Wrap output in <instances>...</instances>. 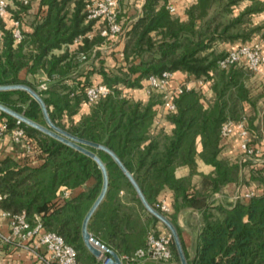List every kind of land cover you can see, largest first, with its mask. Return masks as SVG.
<instances>
[{"label":"trees","instance_id":"obj_1","mask_svg":"<svg viewBox=\"0 0 264 264\" xmlns=\"http://www.w3.org/2000/svg\"><path fill=\"white\" fill-rule=\"evenodd\" d=\"M11 1L14 7L9 3L8 16L0 18V85H30L40 93L56 124L109 146L158 210L160 194L165 189L172 190L175 213L165 215L179 232L188 264H264V191L231 204L203 203L205 195L191 184L190 176L175 174L181 165L190 168V175L196 173L198 156L212 164L215 169L208 176L207 196L238 178L241 164L219 156L221 130L228 120L240 121L245 115V103H253L247 85L253 70L242 63L220 67L219 61L229 51L218 45L223 41H246L254 31L264 28L263 24L249 26L252 14L264 10V0H251L237 15H233V8L243 0H196L186 9L184 20L170 12V0H145L142 15L123 24L119 36L125 39L121 65L111 71L102 65L99 68L101 82L112 91L93 103L86 96V88L93 84V70L84 80L72 75L90 57L94 44L109 39L101 34L105 25L102 21L87 18L89 0H40L38 13L30 22L32 31L23 29L31 0ZM122 16L121 10L119 19ZM15 19L23 30L19 41L12 32ZM6 20H10V26ZM89 32L93 34L88 36ZM80 34L85 35L82 43L73 46ZM64 46V51L54 52ZM23 70L26 74L45 72L50 79L46 88L40 89L36 82L28 80L21 74ZM164 71H185L208 83V89L184 87L174 95L176 109L165 113L173 124L170 133L153 130L158 115L155 106L163 102L161 92L150 89L148 102L123 93L124 88L142 87L144 79ZM69 77H73L72 84L67 82ZM0 102L46 123L39 102L26 90H0ZM82 104H87L89 110L75 120ZM17 121L0 110V124L7 122L12 127ZM20 125L34 142L37 159L23 161L11 155L0 158V193L5 194L0 207L12 212L24 210L31 219L35 214L42 215L47 229L63 235L77 249L79 264H101V259L86 247L81 233L83 219L102 188L103 176L97 162L33 126L21 121ZM88 147L101 157L109 175L107 194L92 215L88 229L120 255L131 254L145 245L148 231H160L159 219L145 209L113 157L103 149ZM246 162L249 161L244 159L242 164ZM251 179L264 183L263 165L253 169ZM64 185L72 190L70 196L59 194ZM191 205L201 211L193 255L176 222V213ZM172 246L180 264L173 241Z\"/></svg>","mask_w":264,"mask_h":264},{"label":"crops","instance_id":"obj_2","mask_svg":"<svg viewBox=\"0 0 264 264\" xmlns=\"http://www.w3.org/2000/svg\"><path fill=\"white\" fill-rule=\"evenodd\" d=\"M196 0H170V3L176 6L175 16L181 19H186V9ZM120 2V0H119ZM131 6L125 7L122 12V23H131L136 20L143 13V4L145 0H129ZM10 6L14 7L13 2L9 0ZM251 3V0H243L233 8V15H237L247 5ZM40 0H31V6L27 14V23L23 24L25 31H32L33 28L30 22L35 18L39 10ZM121 4V2H120ZM7 19V18H6ZM8 21V26L11 22ZM264 25V10L253 13L249 26ZM264 28L261 30L254 31L251 38L242 41L236 40L234 42H219V48L225 51L237 48L240 45H254L259 44L264 52ZM2 34L0 26V35ZM92 35L93 33L90 32ZM125 45V39L118 37L117 39L109 38L102 43L94 44L90 57L81 62L78 69L75 70L72 75L77 79L84 80L86 74L93 70L90 74L93 83H98L103 80V76L99 71L100 66L106 71H111L117 66L121 65L123 60V49ZM72 48V46H70ZM65 46L61 49H55L54 52L59 53L64 51ZM245 64V61L242 63ZM23 76L32 82H36L38 87L41 89L43 83L48 85L50 79L45 72L36 74H26L23 70L21 73ZM67 82L72 84L74 82L73 77L67 78ZM188 85L191 88L200 89L202 87L208 89V83L200 78H194L191 74L185 71L173 72V78L170 81L171 88H177L180 85ZM247 85L250 89V96L253 103H245V115L243 116L244 125L249 129L247 138L252 140L251 146L256 147L259 151L249 158H246L249 162L242 164L245 156V152L242 148V142L244 137L241 134L242 127L240 121L235 122L233 125V132L222 140V148L220 157L229 159L232 162L238 161L241 164V169L238 178L234 181L228 182L223 186L221 191L214 192L211 196H207L210 191V184L208 176L214 173V166L206 163L200 156L197 157V172L190 175V168L186 165H181L176 168L175 174L177 177H189L191 184L195 189L199 190L205 195L203 203L211 201H219L223 203H235L238 200H232L236 194L240 192H246L253 190L255 193L260 194L264 191L263 182L259 180L251 179L253 169L263 165L264 160V64H262L257 70L253 71L250 78L247 81ZM121 86V85H120ZM125 96L148 102L150 99V89L147 85V80H143L142 87H126L123 89ZM210 92H208L209 94ZM155 108L158 111V115L153 121V130L155 132L165 131L170 133L173 128V124L165 117V111L161 104H157ZM89 106L82 104L79 113L74 115V119L78 120L82 113L88 112ZM250 116V121L248 120ZM249 126L253 128L250 130ZM34 143V142H32ZM35 146V145H33ZM7 155L14 156L16 159L25 160L29 159L32 162H36L37 155L35 153V147L32 152L28 153L25 150L23 144L12 143L9 139L0 140V158ZM86 186L82 187L85 189ZM166 196L171 205V211L169 214L175 213L173 208L174 193L170 189H165L159 196ZM243 199V198H241ZM1 210V207H0ZM176 222L181 229L182 236L185 245L190 254L195 253L194 243L198 232V228L201 224V211L195 206H185L176 213ZM160 220L157 223V227L160 230L168 231L166 226H162ZM164 224V223H163ZM0 233L7 236L10 234L9 221L7 218L0 214ZM44 251V248H42ZM0 264H39L35 253L22 246H13L10 244H0Z\"/></svg>","mask_w":264,"mask_h":264},{"label":"built area","instance_id":"obj_3","mask_svg":"<svg viewBox=\"0 0 264 264\" xmlns=\"http://www.w3.org/2000/svg\"><path fill=\"white\" fill-rule=\"evenodd\" d=\"M8 0H0V18L8 16ZM171 13H176V6L172 3L168 4ZM87 18L103 22L105 25L101 29V34L107 38L119 37L123 30V23L119 19L120 2L119 0H89L86 5ZM13 36L15 41H19L23 37V30L19 20L13 21ZM91 36L90 32L87 33ZM85 35H78L73 41V46L82 43ZM248 68L255 71L264 64V52L259 44L240 45L237 48L229 50L227 55L219 61L222 68H227L231 64L243 63ZM173 78V72L164 71L162 74L150 75L147 80L149 89H153L162 93L163 102L161 106L166 112L176 109L174 95L181 92L183 88L190 89L188 85H180L177 88L170 87V81ZM46 88V84L41 85V89ZM112 91V88L102 82L93 83L86 88L87 100L90 103L96 102L101 96H105ZM245 118V117H244ZM243 118V119H244ZM240 121L242 127L241 134L244 137L242 148L245 152L244 159L255 155L259 149L249 145L247 138L249 129L244 125V120ZM234 121L228 120L223 124L221 135L226 138L233 132ZM9 139L12 143L23 144L25 150L30 153L34 146L32 141L27 138L24 128L20 125V120L16 125L9 127L7 122L0 124V140ZM264 166V160H263ZM264 187V183H263ZM59 194L67 197L72 194V190L67 186H62ZM253 190L240 192L233 197L232 200L241 198H250L254 196ZM5 194L0 193V202ZM157 206L162 213H169L171 205L166 196L159 198ZM0 214L9 221L10 234L5 236L0 233V244H10L15 247L22 246L33 251L37 257L39 264H79L77 249L69 244L63 235L54 230L47 229L42 215L35 214L31 219L26 211L12 212L1 208ZM172 235L169 231L160 230L154 232L148 231L146 243L144 246L137 248L131 254L120 255L123 264H178L175 252L172 246ZM44 248V251L42 250ZM101 264H107L106 250L100 246Z\"/></svg>","mask_w":264,"mask_h":264},{"label":"water","instance_id":"obj_4","mask_svg":"<svg viewBox=\"0 0 264 264\" xmlns=\"http://www.w3.org/2000/svg\"><path fill=\"white\" fill-rule=\"evenodd\" d=\"M6 89H23L26 90L35 100H37L42 108L44 117H45V124L39 123L30 117L26 116L24 113H21L3 103L0 102V110L4 111L16 119L20 120L21 122H24L30 126H33L37 128L38 130L44 132L45 134L52 136L56 138L57 140L71 146L72 148L79 150L86 155L93 158L99 168L102 171L103 176V183L100 193L98 194L97 198L87 211L83 222H82V228L81 233L83 237V241L86 245V247L89 249V251L96 257H99L101 255V249L100 246L104 247L105 250L109 253L108 257L106 259L107 264H123L120 254L113 248H110L106 245H104L102 242H100L96 237L92 235V233L88 229L89 221L96 211V209L99 207L103 199L105 198L108 186H109V175L107 167L104 163V161L101 159V157L93 150H91L88 146L97 147L100 149L105 150L108 152L113 159L117 162V164L120 166V168L124 171L126 176L129 178V180L132 182L134 188L136 189L139 198L141 199L142 204L144 205L145 209L153 216L158 218L164 225L167 227L168 231L171 233L173 242L175 244L176 252L178 255L179 263L180 264H188L187 257L185 255L183 245L181 242V238L179 235V232L175 226V224L172 222V220L162 213L160 210H158L156 207H154L150 202L147 200L144 192L142 191L139 183L133 176V174L127 169L125 164L122 162V160L119 158V156L107 145L103 143H98L91 141L89 139L83 138L81 136H78L71 131L59 126L56 124L48 111L47 105L40 95V93L32 88L30 85L25 83H15V84H4L0 85V90H6ZM245 219H248V216L245 217Z\"/></svg>","mask_w":264,"mask_h":264},{"label":"rangeland","instance_id":"obj_5","mask_svg":"<svg viewBox=\"0 0 264 264\" xmlns=\"http://www.w3.org/2000/svg\"><path fill=\"white\" fill-rule=\"evenodd\" d=\"M120 2H121V9L123 10L125 7H129V6H131V4H130V2H129V0H120ZM162 226H165L163 223H160ZM96 257V256H95ZM97 258V257H96ZM98 259H99V257H98Z\"/></svg>","mask_w":264,"mask_h":264}]
</instances>
